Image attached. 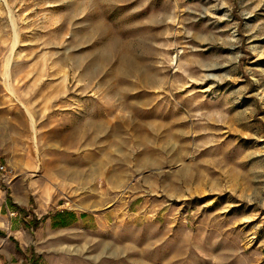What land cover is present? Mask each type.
<instances>
[{"label": "rangeland", "instance_id": "rangeland-1", "mask_svg": "<svg viewBox=\"0 0 264 264\" xmlns=\"http://www.w3.org/2000/svg\"><path fill=\"white\" fill-rule=\"evenodd\" d=\"M3 131L0 264H264V0H0Z\"/></svg>", "mask_w": 264, "mask_h": 264}, {"label": "crops", "instance_id": "crops-1", "mask_svg": "<svg viewBox=\"0 0 264 264\" xmlns=\"http://www.w3.org/2000/svg\"><path fill=\"white\" fill-rule=\"evenodd\" d=\"M6 137V132L3 131L2 134L0 133V136ZM18 152V149H17ZM4 160L7 161V163L10 162L8 156H4ZM11 169L14 172L15 179L11 181V183L8 186V190L6 193V207L7 210L10 212V208H14L18 210V164L10 165ZM17 211H11V214L16 213Z\"/></svg>", "mask_w": 264, "mask_h": 264}, {"label": "built area", "instance_id": "built-area-1", "mask_svg": "<svg viewBox=\"0 0 264 264\" xmlns=\"http://www.w3.org/2000/svg\"><path fill=\"white\" fill-rule=\"evenodd\" d=\"M0 171H6V166L3 163H0Z\"/></svg>", "mask_w": 264, "mask_h": 264}, {"label": "trees", "instance_id": "trees-1", "mask_svg": "<svg viewBox=\"0 0 264 264\" xmlns=\"http://www.w3.org/2000/svg\"><path fill=\"white\" fill-rule=\"evenodd\" d=\"M33 223H34V225H38L39 222L36 220Z\"/></svg>", "mask_w": 264, "mask_h": 264}]
</instances>
